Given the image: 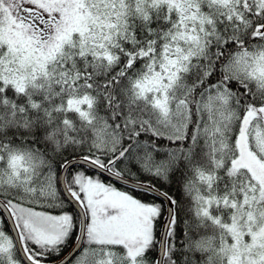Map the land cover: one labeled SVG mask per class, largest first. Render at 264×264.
Here are the masks:
<instances>
[{
	"label": "snow or ice",
	"instance_id": "snow-or-ice-1",
	"mask_svg": "<svg viewBox=\"0 0 264 264\" xmlns=\"http://www.w3.org/2000/svg\"><path fill=\"white\" fill-rule=\"evenodd\" d=\"M0 264H264V0H0Z\"/></svg>",
	"mask_w": 264,
	"mask_h": 264
}]
</instances>
